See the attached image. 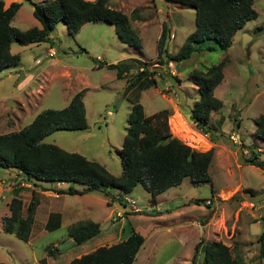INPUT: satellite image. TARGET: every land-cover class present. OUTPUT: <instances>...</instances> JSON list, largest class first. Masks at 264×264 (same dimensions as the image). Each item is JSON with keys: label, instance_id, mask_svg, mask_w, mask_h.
<instances>
[{"label": "rangeland", "instance_id": "374dc122", "mask_svg": "<svg viewBox=\"0 0 264 264\" xmlns=\"http://www.w3.org/2000/svg\"><path fill=\"white\" fill-rule=\"evenodd\" d=\"M20 2L12 26L19 30L40 27L29 2ZM107 2L128 16L139 14L140 19L132 18L131 25L140 49L122 42L113 25L103 21L83 24L74 36L60 21L48 41L27 46L12 43L11 51L20 61L0 71V134L21 129L45 109L64 108L83 90L87 128L56 130L44 142L78 153L118 176L122 171L118 150L132 106L139 103L146 116L167 109L173 136L197 151L213 148L208 170L211 181L194 183L184 178L159 194L155 205L141 185L131 193L110 188L106 194L66 195L56 202L65 199L72 209L77 207L75 220L96 221L100 233L77 245L69 239L66 228H59L31 246L5 233L0 224V262L67 264L97 247L125 240L133 230L144 237V243L132 264H191L195 245L213 240L229 246L235 243L245 264H264L258 240L264 215V170L242 162L253 149L261 151L259 159L264 163V139L255 135V120L264 114V0H254L257 17L236 32L227 50L206 41L189 59L166 64L164 56L157 57L162 23L171 28L166 48L174 55L195 29L194 8L167 0ZM208 46L214 48L207 50ZM50 48L53 56H48ZM129 57L147 62L142 69H148L150 76L138 79L137 70H133L117 78L115 70L100 65ZM223 59L224 77L214 89L222 106L210 114L208 130L202 132L189 118L199 97L190 73ZM152 77L156 83L148 84ZM17 174V170L0 168V181L13 180L11 186H18L21 180ZM31 188H21L22 201L30 199ZM125 197L135 201L139 212L131 211ZM107 199L111 205L105 204Z\"/></svg>", "mask_w": 264, "mask_h": 264}, {"label": "trees", "instance_id": "16d2710c", "mask_svg": "<svg viewBox=\"0 0 264 264\" xmlns=\"http://www.w3.org/2000/svg\"><path fill=\"white\" fill-rule=\"evenodd\" d=\"M25 1L31 5L32 15L40 23V27L19 30L12 26L11 22L21 3L11 2L6 6L0 0V71L20 61V56L11 51L12 43L27 46L48 41L49 33L60 21L72 36L85 23L103 21L113 25L122 42L140 47V40L131 25L132 18L140 19L139 14L134 12L128 16L111 8L107 0ZM167 1L193 7L195 29L186 37L178 52L170 55L166 44L171 28L166 22L162 23L157 57L164 56V64L189 59L193 52L201 50V44L206 41H214L219 48L227 50L236 32L247 21L257 17L253 7L254 0ZM213 48L208 46L206 49ZM225 60L204 69H194L190 73L199 97L189 111V118L202 132L208 130L210 114L217 112L222 106L221 100L214 96V89L223 80ZM146 64L147 62L138 58L129 57L116 63L103 62L100 65L115 70L117 78L137 70V78L141 79L144 74L150 76L148 69H142ZM155 83L153 77L149 78L148 84ZM82 95L83 90L78 91L64 108L45 109L21 129L0 134V168L17 170V176L32 186L25 216L22 214V200L19 197L21 188H12L13 196L8 203L10 214L1 219L5 233L13 234L23 241L29 239L39 204L38 192L35 191V187L41 188L39 182L68 183L65 189H53L59 194L67 195L106 194L110 188L131 193L137 185H141L150 194L152 205H155L159 194L179 185L184 178H189L194 183L211 181L208 170L214 156L213 148L204 152L197 151L173 136L169 130L167 109L146 116L139 103L132 106L126 133L118 150L122 168L118 176L78 153H70L55 144L44 142V138L56 130L79 131L87 128ZM255 126V135L264 139V114L257 117ZM258 152L261 151L252 149L251 155L242 160L243 164L264 170V163L259 159ZM261 219L259 257L264 260V215ZM99 233V224L91 220L79 221L68 229V236L77 245ZM143 243L144 237L132 230L125 240L97 247L73 258L67 264H132ZM194 250L191 264H245L235 243L229 246L220 240L199 241Z\"/></svg>", "mask_w": 264, "mask_h": 264}, {"label": "crops", "instance_id": "0c3cea01", "mask_svg": "<svg viewBox=\"0 0 264 264\" xmlns=\"http://www.w3.org/2000/svg\"><path fill=\"white\" fill-rule=\"evenodd\" d=\"M3 1L6 6L9 5L11 2H20V0H3ZM89 1H94V0H89ZM140 47H138V49H140ZM140 60L143 61L142 59ZM16 173L17 172H15V174ZM15 174L13 175V177L16 176ZM17 178L18 180H21V183L18 185V187L22 188L25 185L29 186V184L24 182L20 176H18ZM11 181L13 182V180ZM11 181L5 182V183L0 181V224H1L2 217L8 216L10 214L8 203L10 202L13 196L12 195L13 186H11L12 184ZM39 184H40V187L44 188L45 190L37 187L38 196H39V204L34 214L29 239L26 241L31 246H33L34 243L38 241L39 238L42 237L44 234L49 233L50 231H53L59 228H66L67 235H68L69 227L78 222L77 220H75L76 219L75 216L77 215V212H78L77 207H73L74 209H72V207L70 206L71 203H65V199L62 201L56 202V200L65 198L64 196H66L67 194H59L55 192L54 190L55 189H65V187L67 188V186L69 185L68 183L39 182ZM21 192H22V189L19 192L20 199H21ZM85 195L87 194L76 195V196H85ZM69 196H74V195H69ZM28 202L29 200L22 201L23 216H25V209L27 207ZM104 202L106 205H111V201L108 199L106 201L104 200ZM119 215L120 214H117V216ZM69 239L72 241L70 237Z\"/></svg>", "mask_w": 264, "mask_h": 264}, {"label": "built area", "instance_id": "2783aa9c", "mask_svg": "<svg viewBox=\"0 0 264 264\" xmlns=\"http://www.w3.org/2000/svg\"><path fill=\"white\" fill-rule=\"evenodd\" d=\"M53 55H54V51H53V49L50 48L49 52H48V56H53ZM124 200L131 207L132 212H139V208L135 206L136 204H135V201L133 199L125 197Z\"/></svg>", "mask_w": 264, "mask_h": 264}, {"label": "water", "instance_id": "95a60500", "mask_svg": "<svg viewBox=\"0 0 264 264\" xmlns=\"http://www.w3.org/2000/svg\"><path fill=\"white\" fill-rule=\"evenodd\" d=\"M176 69H178V65L176 66Z\"/></svg>", "mask_w": 264, "mask_h": 264}]
</instances>
